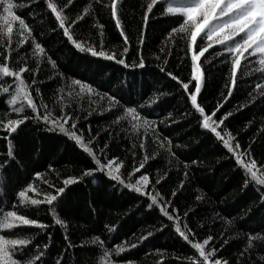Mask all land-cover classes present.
<instances>
[{
    "label": "trees",
    "instance_id": "16d2710c",
    "mask_svg": "<svg viewBox=\"0 0 264 264\" xmlns=\"http://www.w3.org/2000/svg\"><path fill=\"white\" fill-rule=\"evenodd\" d=\"M13 2L27 5L23 10L17 8L15 11L30 25L33 37L45 48L46 54H38L36 57L32 56L34 46L29 47L25 53L28 57L25 62L37 72V86L40 87L45 102H49L51 107L50 101H54L55 96L61 95L59 89L70 83L73 78L83 77L85 82H90L101 95L110 87L115 91L117 86L123 84L125 99L130 98L145 106L146 111L142 115L146 119L156 121L161 138L168 137V140L162 141L165 146L161 148L148 137L145 139V149L141 152L138 147L139 138L133 135V139L137 142L135 149L137 157L133 160L131 153L125 151L131 148L132 141L122 134L121 128L115 126L108 128L111 117L104 119L99 115L91 117L88 121L81 118L80 126L84 128L85 139L87 140L89 135H96L99 131L100 146L108 142L111 149L108 156L116 155L125 159L129 171L140 163L144 155H149L150 159L147 161L150 166L149 183L166 174L165 180L161 181V185L156 190L167 201L173 202L172 206L178 209L182 217L184 212H189L191 215L190 209L196 211L197 215L192 218L189 226L204 225L203 229H198V238L212 234L213 241L210 242V246L216 247L219 250V257L228 260L230 264H264L260 259L264 256V239H257L258 236L264 237V203L260 199L264 193L259 192L254 182H251L249 187L244 186L242 170H236L234 158L229 159L221 151L222 145L218 147L213 139L205 138L204 130L197 127L196 121L188 115L185 99L174 87L176 82L159 73L158 67L164 65L156 61L153 54H159V47L167 46L162 34L168 25L163 21L151 23L143 46L147 65L145 68L132 66L123 68L115 62L84 57L82 53L74 54V50L64 46V38L55 30L54 16L46 8L45 0H13ZM47 2L57 3L62 7L66 0H47ZM103 2L110 3V0ZM148 2L149 0H117L121 22L130 36V46L133 49L137 47L142 6ZM182 2L185 0H175V3ZM84 8L89 11L84 12ZM62 14L70 19H74L77 14L84 18L75 35L88 40L89 43L98 45L101 38L99 29L101 24L104 25L102 31L110 49L114 50V46L122 39L114 28V21L109 18L108 10L99 7L96 0H79L70 9L62 8ZM18 27V23L13 22V41L16 39L15 32ZM172 43L174 47L171 50L167 71H172L183 78L187 75V69L179 59L183 56V52L180 51L182 45ZM47 56H51L56 61L58 73L62 74L58 82L49 78L52 69L46 64ZM128 62L131 65L132 60L129 59ZM18 63L19 60H16L13 66ZM37 64L40 65L39 68L36 67ZM262 68L264 66L259 64L257 58L254 65L244 64L243 71L238 69V80L243 82L239 84V88L225 103L220 113L221 115L225 111L233 113L229 118L230 130L237 137L242 149L250 147L258 165L264 163V131H262L264 94L249 88L247 81L250 77H257L258 70ZM109 77L111 80L108 79ZM24 79L30 84L31 74L25 73ZM9 83L10 78L5 82L0 77V87L8 86ZM222 84L223 80L219 73H209L206 90L203 92V104H216L221 92H224ZM66 92L65 88V94ZM142 95L143 99H141ZM7 99H10V96H0V118L14 119L15 115L8 116ZM96 99L99 100L98 97ZM82 102L84 107L88 108V100L82 98ZM79 103H81L80 99L73 101V104ZM100 104L107 107L106 101H99L93 107L99 109ZM241 104L245 107L241 108ZM87 125L91 126L90 134ZM21 128L22 131L12 143L18 149H22L25 155L30 156V159L25 161L27 169H21L19 172L20 181L31 173L33 165L45 178L56 182L58 186L63 178L79 176L83 171L85 163L84 157L80 154L82 149L74 148V142L69 141L66 144V138L49 139L51 134L43 127H38L35 122H26ZM105 129L113 132L114 135L109 137ZM3 135V131H0V137ZM56 136L59 137L60 134L57 133ZM6 145L7 142L0 139V153L4 152ZM41 148L47 158L40 157L37 161ZM49 152L51 155H48ZM153 152L156 154L154 157L151 155ZM193 160L197 163L192 164ZM49 164L54 169L51 173L46 170ZM143 171L140 170L141 173ZM124 175H127L126 171ZM138 176L139 173L136 174L137 179ZM16 179L15 176L11 181L6 178V183H15ZM181 180L184 181L183 186L180 184ZM33 183L39 184L40 181L36 180ZM40 187L47 190L42 184ZM71 187L73 190L68 192L63 209L58 213L65 221L64 225L55 226L44 206H40L39 210H29L27 213L31 218H37L49 225L47 235L38 234L34 226L25 227L23 231L32 234L34 244L40 248H43L44 244L49 245L48 254L51 258H58L67 248L65 257L67 264H105L98 251V245L91 243L99 236L105 241V247L108 249H115L117 244H123L126 248L128 244H137L134 249L128 251L125 258H117L112 251L110 259L114 260L115 264H127L128 260H131L132 264H188L189 247L178 238L174 229L169 227L172 222L167 221L166 218L162 221L156 219V214H147L146 206H143V199L147 197L137 199L139 194L122 190L114 184H105L95 177H86L78 186ZM7 191L8 189L5 188L4 192ZM173 192H176L175 197L172 196ZM197 196L201 199L197 200ZM112 225L118 229L115 237L106 229V226ZM149 231L153 235L137 243L138 238ZM249 235L252 237L251 240L247 239ZM225 240L227 243H224ZM221 244H224L222 248ZM241 252L244 253L243 257L240 255Z\"/></svg>",
    "mask_w": 264,
    "mask_h": 264
},
{
    "label": "snow or ice",
    "instance_id": "6c2138e0",
    "mask_svg": "<svg viewBox=\"0 0 264 264\" xmlns=\"http://www.w3.org/2000/svg\"><path fill=\"white\" fill-rule=\"evenodd\" d=\"M45 2L46 8L54 16L55 30L64 38V46L74 50V54L82 53L84 57L115 62L123 68L132 66L143 69L147 66L143 54L146 33L151 23L161 21L166 23L168 27L162 35L167 46L159 47V54H153L155 60L164 65L158 67L159 73L176 82L174 87L184 97L188 115L196 121L197 127L204 130L205 138L213 139L218 147L222 145L221 151L229 159L234 158L236 170H242L244 186L249 187L251 182H254L259 192L264 193V163L258 165L250 147L242 149L237 137L233 135L229 127V118L233 116V113L225 111L222 115L220 114L225 103L243 82L238 80V69L243 71L244 64L254 65L257 58H259V64L264 66V0H185L182 3H175V0H149L142 6L135 49L130 46V36L122 25L117 0H110V3L96 0L99 7L108 10L110 20L114 21L115 30L122 38L114 46V50L107 46L102 24L99 25L101 38L98 45L75 35L84 18L77 14L74 19H70L62 14V8L70 9L79 0H66L62 7L47 0ZM26 6L24 3H14L13 0H0V9H2L0 12V77L5 82L10 78L8 86L0 87V96H10V99L6 100L8 116H16L14 119L0 118V131L4 133L0 139L7 142L4 152L0 153V213H2L0 215V264H67L65 258L67 248L58 258L53 259L48 254L50 246L44 244L43 248H40L35 245L33 235L23 229L34 226L38 234L47 235L49 225L27 214L29 210H39L40 206L45 207L46 213L50 215L55 226L64 225L65 221L58 213L63 209L68 192L73 190L71 186H78L79 182L86 177H95L105 184H114L122 190L139 194L137 199L147 197L143 199L147 214H156V219L162 221L166 218L167 221L172 222L169 227H172L175 234H178V238L189 247L188 264H230L228 260L219 257V250L216 247L210 246V242L213 241L212 234L198 238V229H203V224L189 226L192 218L197 215L196 211L190 209L191 215L189 212H184L182 217L178 209L172 206L173 202L167 201L156 190L161 185V181L165 180L166 174L149 183L150 166L147 164L149 155H144L140 163L134 165L129 171L125 159L116 155L108 156V152L111 151L108 142L100 146L99 131L96 135H89L88 139H85L84 128L80 126L81 118L88 121L91 117L99 115L104 119L111 117L108 128L113 126L121 128L122 134L132 141L131 148L125 151L131 153L133 160L137 157V151H135L137 142L133 139V135L139 138L138 147L141 152L145 149V139L148 137L161 148L165 146L162 141L168 140V137L161 138L156 121L146 119L142 115L146 111L145 106L130 98L125 99L123 84L117 86L115 91H112L110 87L101 95L90 82H85L83 77L73 78L70 83H66L59 89L61 95L55 96V100L50 101L51 107L49 102H45L41 89L37 86V72L25 62L28 59L25 53L29 47L34 46L32 47L33 57L46 54L42 44L33 37L30 25L15 11L17 8L23 10ZM88 11L84 8V12ZM13 22L19 25L15 32V41L12 38ZM172 42L182 45L180 51L183 52V56L179 59L187 69V75L183 78L172 71H167L171 50L174 47ZM129 59L132 60L131 65L128 62ZM16 60H19V63L14 67ZM46 64L52 69L49 78L58 82L62 74L58 73L56 61L51 56H47ZM36 67L39 68L40 65L37 64ZM25 73L31 74L30 84L24 79ZM209 73H219L223 80L224 92H221L215 105H205L202 102ZM258 73L257 77H250L247 83L249 88L264 94V68L259 69ZM108 79L111 80V77ZM97 97L99 100L96 99ZM82 98L88 100V108L84 107ZM77 99H80L81 103L73 104V101ZM99 101H106L107 107L103 104H100L99 109L93 107ZM240 107L243 108L245 105L241 104ZM26 122H35L38 127L46 129L47 133L51 134L49 139L66 138V144L71 141L74 142V148L82 149L80 154L84 157L85 167L80 175L67 176L59 181L58 186L56 182L45 178L33 165L31 173L25 175L20 181L19 172L21 169H27L25 161L30 159V156L25 155L23 150L18 149L12 141L22 131L21 125ZM87 131L91 133L90 125H87ZM105 132L109 137L114 135L107 129ZM57 133L60 134L59 137L56 136ZM48 155H51V152ZM151 155L154 157L156 154L153 152ZM40 157L47 158L43 148L38 154L37 161ZM191 163L196 164L197 161L193 160ZM122 169L127 172L126 176ZM141 169L144 170L142 173ZM46 170L49 173L54 171L50 164L47 165ZM137 173H139L138 179ZM14 176L17 177L15 183H6V178L11 181ZM36 180L40 183H33ZM40 184L47 190L42 189ZM180 184L183 186L184 181L181 180ZM5 188L8 189L7 193L4 192ZM149 188L152 190L149 191ZM172 196L175 197L176 192H173ZM196 199L200 200L201 197L197 196ZM260 199L264 203V195H261ZM8 208L16 210H7ZM161 227H164L163 223ZM106 229L113 237L116 236L118 229L115 225L106 226ZM152 235L151 231L141 235L137 243L145 241ZM67 239L65 234V240ZM247 239L251 240V235ZM257 239H264V237L258 236ZM91 243L98 245V251L105 264H115V261L110 259L112 251L117 258H125L128 251L137 246V244H128L126 248L123 244H117L115 249H108L105 247V241L99 236L95 237ZM224 243H227V240ZM223 246L224 244L220 245L221 248ZM240 255L243 257L244 253L241 252ZM260 259L264 261V256ZM127 264H132V261L128 260Z\"/></svg>",
    "mask_w": 264,
    "mask_h": 264
}]
</instances>
